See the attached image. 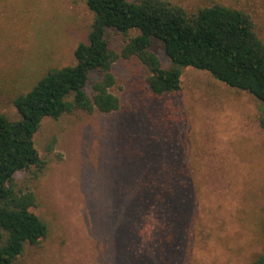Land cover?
Returning a JSON list of instances; mask_svg holds the SVG:
<instances>
[{
  "label": "rangeland",
  "instance_id": "1",
  "mask_svg": "<svg viewBox=\"0 0 264 264\" xmlns=\"http://www.w3.org/2000/svg\"><path fill=\"white\" fill-rule=\"evenodd\" d=\"M169 1L190 12L216 3L245 11L264 40V0ZM93 18L86 0H0V113L20 119L17 95L76 65ZM136 34L107 38L120 54ZM153 52L171 65L158 42ZM113 73L118 111L47 118L36 134L48 166L18 173L15 185L37 195L33 212L49 235L15 264H253L263 250L264 103L194 68L162 97L135 57ZM154 178L172 184L157 199L174 202L138 208Z\"/></svg>",
  "mask_w": 264,
  "mask_h": 264
},
{
  "label": "trees",
  "instance_id": "2",
  "mask_svg": "<svg viewBox=\"0 0 264 264\" xmlns=\"http://www.w3.org/2000/svg\"><path fill=\"white\" fill-rule=\"evenodd\" d=\"M86 3L94 18L87 41L75 51L76 65L49 70L28 92L17 95L13 104L20 119L0 113V264H15L27 244L37 245L49 235L47 222L33 212L37 195L19 191L15 185L18 173L32 169L42 173L48 166L35 144L43 121L79 111H118L120 99L112 89L116 85L113 66L120 58L140 60L158 97L180 91L184 69L194 68L264 103V40L245 11L216 3L190 12L169 0ZM110 30L137 34L119 54L107 38ZM155 42L163 47L169 67L153 52ZM162 185L154 178L140 189L149 194L137 198L138 208L156 209L162 200L173 203L175 197L157 199L164 186L171 191L172 184ZM175 192L182 190L173 188ZM262 235L263 250L253 264H264V224Z\"/></svg>",
  "mask_w": 264,
  "mask_h": 264
}]
</instances>
